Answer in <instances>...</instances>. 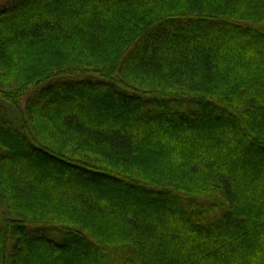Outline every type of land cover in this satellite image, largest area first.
Masks as SVG:
<instances>
[{"label":"trees","instance_id":"1","mask_svg":"<svg viewBox=\"0 0 264 264\" xmlns=\"http://www.w3.org/2000/svg\"><path fill=\"white\" fill-rule=\"evenodd\" d=\"M0 264H264V0H3Z\"/></svg>","mask_w":264,"mask_h":264},{"label":"rangeland","instance_id":"2","mask_svg":"<svg viewBox=\"0 0 264 264\" xmlns=\"http://www.w3.org/2000/svg\"><path fill=\"white\" fill-rule=\"evenodd\" d=\"M3 0H0V4L2 3Z\"/></svg>","mask_w":264,"mask_h":264}]
</instances>
